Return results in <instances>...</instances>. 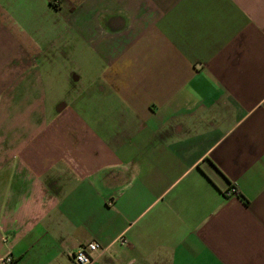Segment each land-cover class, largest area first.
Here are the masks:
<instances>
[{
    "label": "crops",
    "instance_id": "0c3cea01",
    "mask_svg": "<svg viewBox=\"0 0 264 264\" xmlns=\"http://www.w3.org/2000/svg\"><path fill=\"white\" fill-rule=\"evenodd\" d=\"M92 242L264 264V0H0V258Z\"/></svg>",
    "mask_w": 264,
    "mask_h": 264
},
{
    "label": "built area",
    "instance_id": "2783aa9c",
    "mask_svg": "<svg viewBox=\"0 0 264 264\" xmlns=\"http://www.w3.org/2000/svg\"><path fill=\"white\" fill-rule=\"evenodd\" d=\"M235 191V190H232ZM104 249L97 242H92L86 246L79 247L72 256L75 264H92L96 259L100 258ZM13 259L10 256L0 258V264H12ZM132 264V263H126Z\"/></svg>",
    "mask_w": 264,
    "mask_h": 264
}]
</instances>
